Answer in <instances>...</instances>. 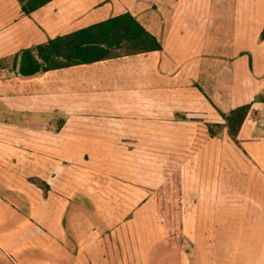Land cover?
I'll use <instances>...</instances> for the list:
<instances>
[{
	"label": "crops",
	"instance_id": "1",
	"mask_svg": "<svg viewBox=\"0 0 264 264\" xmlns=\"http://www.w3.org/2000/svg\"><path fill=\"white\" fill-rule=\"evenodd\" d=\"M126 12L161 50L28 79L13 70L22 49ZM263 29L264 0H52L30 16L0 0V264H159L166 236L149 194L168 154L245 104L236 141L252 161L223 128L184 163L185 238L171 252L183 264H264L262 232L231 257L217 230L243 214L229 193L263 199L264 185L227 181L264 174Z\"/></svg>",
	"mask_w": 264,
	"mask_h": 264
},
{
	"label": "trees",
	"instance_id": "2",
	"mask_svg": "<svg viewBox=\"0 0 264 264\" xmlns=\"http://www.w3.org/2000/svg\"><path fill=\"white\" fill-rule=\"evenodd\" d=\"M18 1L23 14L30 16L52 0ZM261 36L264 37V29ZM161 49L162 46L156 37L131 13L126 12L71 33L49 38L45 43L22 49L14 56L12 67L19 77L28 79L51 70ZM3 62L0 61V66ZM259 101L264 102V95ZM250 110L251 104H245L222 114L223 123L199 125L194 141L185 154H168L163 167V182L149 195L169 243L177 244L184 239L181 204L182 166L223 128H226L231 139L236 140Z\"/></svg>",
	"mask_w": 264,
	"mask_h": 264
},
{
	"label": "rangeland",
	"instance_id": "3",
	"mask_svg": "<svg viewBox=\"0 0 264 264\" xmlns=\"http://www.w3.org/2000/svg\"><path fill=\"white\" fill-rule=\"evenodd\" d=\"M258 113H259V111L258 112L256 111V116L259 115ZM236 142H237V147L240 150L244 151L243 147L241 146L242 145L241 141L238 140ZM244 154H245L246 158H248L249 160L252 161V159L249 156V154L247 153V151H244ZM230 160L231 159L229 158V160H228L229 161V163H228L229 164L228 165L229 170H232L231 167L235 168V169L240 168L237 164L242 166L241 162L240 163L234 162V165H233V164H231ZM254 164L257 165V162L254 161ZM242 167H244L245 170L247 168L245 166V164ZM260 169H261V173H264V170H262L261 166H260ZM232 175H234V174H230V171H229V176L227 179L229 185H231V184L234 185L236 183L237 184H239V183L243 184L244 183L245 185L246 184H255V182L258 183L260 186L264 185V174L259 173L258 176L254 180H251V178L248 179L247 177L246 178L244 177V179L242 178L238 182L236 181V178ZM247 179L249 181H247ZM229 195H231V198H232V196L237 197V199L240 198V199H238V201L242 200L243 206H244L242 215L241 214H238V215H231L230 214L228 216V225L217 226V230H218V227H221V229L218 230V234L221 238L220 241H222V245L225 243L228 244V249L226 247L227 250L223 251L224 256L227 255V256L232 257V252H235V250L246 248L245 245H243V244H246V246L248 248L252 249L253 246L251 247L250 244H253L254 238L257 237L259 232H262L264 234V223L260 222L259 224H255L254 226L251 223V221H253L254 223L257 221H260L257 218V216H260L261 218L264 216V193L261 192L258 194V197L263 198V199H259L258 204L254 203L256 200H253L248 194L229 193ZM181 202H182V197H181ZM252 204L257 205L259 207L258 208L259 209L258 215H256V210L252 209L254 207V206H252ZM182 211H183V205H182ZM241 211H242V208H241V206H239V212H241ZM154 215H155V219H156L157 224L162 228L163 233L165 234V229L163 228L161 222L159 221L158 213H156V211H154L153 216ZM240 218L241 219L244 218V224L239 220ZM182 229H183V218H182ZM183 233H184V231H183ZM214 233L216 234V232H214ZM251 235H252L253 241H251V239H250ZM184 238H185V234H184ZM254 242H257V241H254ZM240 243H241V245H240ZM180 244H181V246H179ZM182 245H183V241H181L177 244H171L167 241V239H166V241L164 240V243L158 244L154 248L156 250L154 253V255H156V257L153 258L154 263L172 264L173 262H175L176 264H179V263L183 264V260H182L183 257L181 256V258H179L178 254L176 256L173 252H171V248L174 249L176 246H179V247H176V249H180V247H182ZM260 249H261V247H260ZM233 254H235V253H233ZM249 258H251V256H249ZM150 259H152V257L148 258V260H149L148 264H150ZM245 264H248V262H246Z\"/></svg>",
	"mask_w": 264,
	"mask_h": 264
}]
</instances>
